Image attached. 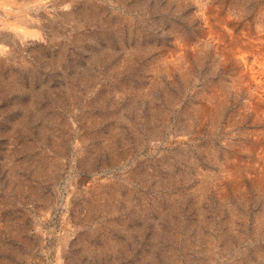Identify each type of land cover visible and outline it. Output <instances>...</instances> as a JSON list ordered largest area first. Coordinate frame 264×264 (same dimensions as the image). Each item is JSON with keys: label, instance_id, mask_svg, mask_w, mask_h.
I'll list each match as a JSON object with an SVG mask.
<instances>
[{"label": "rangeland", "instance_id": "rangeland-1", "mask_svg": "<svg viewBox=\"0 0 264 264\" xmlns=\"http://www.w3.org/2000/svg\"><path fill=\"white\" fill-rule=\"evenodd\" d=\"M0 264H264V0H0Z\"/></svg>", "mask_w": 264, "mask_h": 264}]
</instances>
